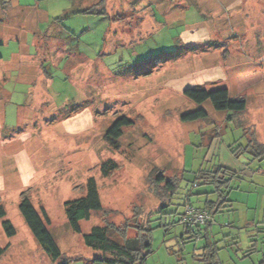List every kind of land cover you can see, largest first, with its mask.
<instances>
[{"label": "rangeland", "instance_id": "rangeland-1", "mask_svg": "<svg viewBox=\"0 0 264 264\" xmlns=\"http://www.w3.org/2000/svg\"><path fill=\"white\" fill-rule=\"evenodd\" d=\"M243 1L158 5L111 0L108 15L80 11L90 4L82 0H53L52 16L59 19L36 23L42 30L55 24L62 43L37 36L39 62L47 60L51 73L44 72L46 79L37 82L46 92L30 101L33 88L12 78L6 84L15 95L0 100V113L6 110V121L0 115V207L16 229L8 236L0 216V244L9 245L0 264L55 263L20 211L25 195L51 218L50 230L63 252L55 264L68 257L69 264H95L93 257L102 252L86 246L83 234L95 225L127 222L128 235H134L148 217L153 239L145 264H203L206 238L188 233L178 217L185 202L202 206L214 197L206 193L213 190L211 184L198 181L194 186L199 170L220 163L230 144L235 150L245 148L253 135L264 144V15L254 13V0ZM148 10L152 22L146 21ZM195 86L227 87L232 97L246 98L247 108L235 113L216 110L210 101L198 104L184 94ZM198 108L206 109L208 117L181 120L183 113ZM123 115L133 124L121 137L109 139V128ZM214 142L217 153L210 158ZM238 158L249 164L252 176L233 186L259 195L258 208L251 210L252 217L257 215L255 229L251 236L249 227L241 226L247 209L235 203L215 215L210 232L222 264H258L264 250V157L252 150ZM182 174L166 215L154 211L168 200L157 177L178 179ZM90 177L109 213L94 212L78 233L68 224L65 203L86 194ZM163 216L173 222L168 228ZM248 246L251 253L244 256Z\"/></svg>", "mask_w": 264, "mask_h": 264}, {"label": "trees", "instance_id": "trees-1", "mask_svg": "<svg viewBox=\"0 0 264 264\" xmlns=\"http://www.w3.org/2000/svg\"><path fill=\"white\" fill-rule=\"evenodd\" d=\"M2 3L4 2L2 1ZM105 3L106 0H100L99 5H101V8L97 9V4L90 2L88 7L81 8L80 11L100 12L110 15ZM134 4L137 6L136 2H134L133 5ZM57 19L59 18L56 17L55 20ZM43 67L45 74L50 77V70L47 71V67L44 64ZM184 94L198 104L210 101L213 107L219 111H232L237 113L242 112L247 108L246 98L232 97L230 90L227 87L217 89H208L202 86L187 87L184 89ZM207 117V110L204 108H198L183 113L181 115V120L185 122L195 121ZM132 124L133 120L123 115L109 128L106 136L111 140L117 139L122 136L123 129ZM248 143L249 144L245 148H242V145H239L240 149L237 148V150L231 145L230 148L232 153H235L237 157H240L242 152L252 153V150H254L257 156L264 157V144L258 142L255 135L248 138ZM245 164L249 165L247 162ZM103 170L105 175L108 174L105 167H103ZM244 178L245 175L242 171L228 168L221 163H215L210 168L200 169L196 177L197 181L194 182V186L198 184V181L211 184L214 187L213 190L207 191L206 193L213 194L214 197L210 198L208 196L202 206H195L189 201L185 202L184 210L181 213H178V217H180L179 223L184 225L188 233L194 232L196 236H203L206 238V244L202 247V252L200 254V259L203 264H222L218 252L220 249L217 245L218 241L213 239L214 236H212V232H210V226H212V222L217 213L222 212L223 208L231 207L232 201L229 199V196L231 191L236 189L235 186H233V182L238 181L239 179L243 180ZM182 180L183 174L182 177L178 179H166L164 175H159L157 177V186L164 183L163 186L164 190L168 193V200L166 205H163V207L154 211L166 215L164 210L172 203L173 197L175 196ZM188 204L194 205L201 211H206L210 216L207 223L198 226L185 224L182 220L186 215V206ZM19 208L33 235L45 253L55 263L61 260L63 252L59 248L56 239L50 230L49 226L51 225V218L47 210L42 208L40 212L27 195L21 200ZM65 211L69 226L73 231L78 233H82L81 222L83 220H90L94 212L103 211L105 215L109 213L103 205L98 183L94 177L88 179L85 195L65 203ZM5 215L6 211L1 206L0 216L4 218ZM167 217L168 216L161 217V221L168 228L173 222L168 220ZM3 225L8 236L16 234V229L10 219L4 218ZM129 228L130 225L127 222L123 226H118L114 222H107L104 225H95L91 228L90 232L83 234V241L86 246L94 251L102 252V255L93 257L95 264H145L147 256L152 252L153 227L150 224V219L149 217L146 219L145 225L142 224L136 226V233L134 235H128ZM114 234H118L119 236L115 237L116 235L114 236ZM249 247L250 246L247 247V250H244V256L251 253V251L248 250ZM8 248L9 245L2 246L0 244V259L6 253ZM69 259L71 258H65L60 264H69ZM89 262L90 261H86V263ZM258 264H264V250L262 251V256L259 259Z\"/></svg>", "mask_w": 264, "mask_h": 264}, {"label": "crops", "instance_id": "crops-1", "mask_svg": "<svg viewBox=\"0 0 264 264\" xmlns=\"http://www.w3.org/2000/svg\"><path fill=\"white\" fill-rule=\"evenodd\" d=\"M2 1L4 3H2ZM2 1L0 0V100L5 102L6 99H9L11 101V98L15 95L14 92L16 91L11 90V88H7L6 84L9 80L14 78L17 80V84L25 83L31 86L30 89L33 88L28 93L27 99L30 98V101H34V99L35 101H38V95H40L44 89L42 86L43 84L39 85L37 82L40 81L41 83L42 80L46 79L43 71V64H45V61L47 60L43 59L39 62L40 52L37 44V36L41 34L45 38L58 39L59 33L53 31L56 29L55 24H53L52 29L42 30L38 28L36 23L39 18L45 19L46 21L52 19V11L55 10L53 0ZM151 1L153 4L157 3L158 5H160V3L170 2V0ZM180 1L178 0L179 4L182 3ZM86 2H94V4H97V9L101 8V5H99L100 0H83L82 3ZM254 2V13L264 15V0H254ZM110 5L111 0H106L105 6H107V9H109ZM110 12L113 14L114 11L110 10ZM146 14V21L152 22L155 17L152 15L151 10H148ZM54 19H56V16L53 17V20ZM11 43H13V49L11 48ZM55 43L59 46L62 45L60 39L55 41ZM49 45L54 46V41L50 42ZM7 48L11 49L8 53ZM47 85L48 82H45V87ZM45 92L46 90H44V93ZM2 109L3 110L0 115L2 116L4 122L6 121V110L5 108ZM216 142L211 145L209 150L210 158L217 153L216 148H218V144L216 145ZM230 146L223 148L224 151L221 154L222 156H220V163L236 171H242L245 177H250V175L252 176V172L248 173L249 165H246L245 161L233 155ZM229 199L232 201L231 207L235 203L245 204L247 209L245 220L241 216L239 221L244 224L241 226L247 225L246 227H249L248 233L252 236V230L255 229V217L257 215L252 217L253 214H251V210H256L258 208L259 195L256 191H247L240 186V188L233 189L231 191ZM234 221H236V215H234ZM86 259V261H90V258L86 257Z\"/></svg>", "mask_w": 264, "mask_h": 264}, {"label": "built area", "instance_id": "built-area-1", "mask_svg": "<svg viewBox=\"0 0 264 264\" xmlns=\"http://www.w3.org/2000/svg\"><path fill=\"white\" fill-rule=\"evenodd\" d=\"M186 215L182 220L185 224L191 226L204 225L209 219V214L206 211H201L192 204L186 206Z\"/></svg>", "mask_w": 264, "mask_h": 264}]
</instances>
